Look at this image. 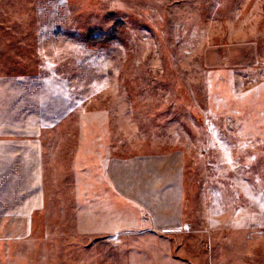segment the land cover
Returning a JSON list of instances; mask_svg holds the SVG:
<instances>
[{
  "label": "rangeland",
  "instance_id": "374dc122",
  "mask_svg": "<svg viewBox=\"0 0 264 264\" xmlns=\"http://www.w3.org/2000/svg\"><path fill=\"white\" fill-rule=\"evenodd\" d=\"M0 123L45 190L0 264H264V0H0Z\"/></svg>",
  "mask_w": 264,
  "mask_h": 264
},
{
  "label": "crops",
  "instance_id": "0c3cea01",
  "mask_svg": "<svg viewBox=\"0 0 264 264\" xmlns=\"http://www.w3.org/2000/svg\"><path fill=\"white\" fill-rule=\"evenodd\" d=\"M44 202L40 127L0 123V220L30 218Z\"/></svg>",
  "mask_w": 264,
  "mask_h": 264
},
{
  "label": "trees",
  "instance_id": "16d2710c",
  "mask_svg": "<svg viewBox=\"0 0 264 264\" xmlns=\"http://www.w3.org/2000/svg\"><path fill=\"white\" fill-rule=\"evenodd\" d=\"M92 39H95V37H91Z\"/></svg>",
  "mask_w": 264,
  "mask_h": 264
}]
</instances>
